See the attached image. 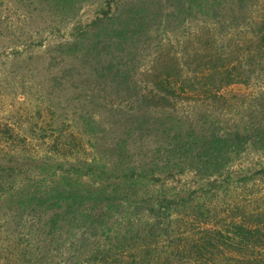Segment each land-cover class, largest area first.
Wrapping results in <instances>:
<instances>
[{
    "label": "rangeland",
    "instance_id": "374dc122",
    "mask_svg": "<svg viewBox=\"0 0 264 264\" xmlns=\"http://www.w3.org/2000/svg\"><path fill=\"white\" fill-rule=\"evenodd\" d=\"M104 1L0 0V264H93V234L101 233L65 216V206L56 217L8 201L13 191L48 184L54 162L64 161L107 164L106 187L142 223L147 187L126 178L130 168L147 177L141 183L190 196L195 213L187 207L170 227L165 221L169 236L146 249L154 264H257L264 176L250 177L264 166V0L236 19V8L222 7L219 23L176 14L166 24L165 10H156L148 31L122 37L102 24L93 31ZM165 77L188 79L185 92L162 99ZM63 172L68 183L78 180ZM228 216L257 226L260 246L235 250L224 237L216 249L214 239L196 247L199 229L221 228ZM118 218L108 227L117 229ZM142 240L128 237L117 259L130 262Z\"/></svg>",
    "mask_w": 264,
    "mask_h": 264
},
{
    "label": "trees",
    "instance_id": "16d2710c",
    "mask_svg": "<svg viewBox=\"0 0 264 264\" xmlns=\"http://www.w3.org/2000/svg\"><path fill=\"white\" fill-rule=\"evenodd\" d=\"M251 3L252 0H105L104 4L106 10H101L99 16L94 18L93 31L97 24H102L104 27L106 26L105 31H108L107 26H110L111 32L121 37L126 31L128 32V29L130 30L132 28L141 32H143V29L144 31H148L146 26L149 23L152 25L151 22L155 18L150 17V15L153 14L152 12L155 13L156 10L162 13L165 10L166 14L161 21L166 24L170 23V18L176 14L181 15L182 21L201 19L202 21L211 20L219 23L220 20H218V15H221L219 13L220 10L223 9L222 7L230 11L236 8L237 13L233 16L234 19H236L237 15L242 16L245 14V10L248 9ZM226 21L228 23V20ZM148 28L150 27L148 26ZM93 46L95 47V45ZM219 72L220 71L217 69H214L213 74ZM188 81L189 80L186 78H178L172 81L171 79L169 80L168 77H165L160 81L158 86L164 92L160 97L166 99L168 97L167 95H174L178 87L185 92L184 89ZM155 97L156 96H153V98ZM236 136L238 137V134H236ZM220 140L229 139L225 136L220 137ZM54 164L57 170L51 174L52 176L49 178L48 184L33 190L30 188H21L20 190L13 191L12 194L9 195V199L12 201H8L14 203L17 210H20L19 208H29L33 211L42 209L45 212L52 211L55 213L54 215L56 217L62 216L63 213L65 216L73 214L75 219L81 222L82 225L88 224L94 231L100 232V235L93 234V237L100 238V241L97 242L98 244L93 246V250H90V252L92 251L91 257L93 258L91 261L93 264H115L116 262L117 264H154L153 256L150 257V255H147L146 249H148L150 245L155 247L158 237L169 236L168 231L165 230V225L168 224L167 226L170 227L176 222L175 219L180 217V212H185L187 207L191 209V213H195L193 206L190 204L192 201L190 196L182 199L178 194H171L166 190L165 192L158 190V187H156L154 183H141V181H144L147 177L138 168L132 167L130 168L131 172L126 178L133 181V184H145L147 187L145 194L148 196L143 200L141 198L140 201L146 205L144 208L145 220L142 223L140 218L136 220L129 215L127 216L124 210L122 212L120 209L126 207L116 202V191L118 190L106 187L105 184L108 181L106 174L110 171L107 164H98L96 161H82L77 164H75V162L64 161L54 162ZM64 169H66V173L63 172ZM57 171H62L67 175L74 174L76 175L75 179L77 178L78 180L76 179L77 181H75L74 184L68 183V178L66 180L65 175L57 174ZM257 176H264V166L255 171L250 178ZM83 178L88 179L91 183L89 185L82 183L81 179ZM125 190L128 191L131 190V188ZM136 191L142 192L141 189H137ZM136 191H134L132 195H135ZM125 194H127V192H125ZM124 199L129 202L131 201V196ZM71 202L73 205H70ZM64 206L66 209L62 213L61 210ZM129 207H131L130 204H128L127 208ZM132 213L135 212L132 211ZM75 214H80L79 219L76 218ZM54 215L53 217L51 215L48 222L51 227L57 222V219H53L55 218ZM115 216L124 221L117 229L113 224H111V227H108L110 219ZM195 216L196 215H193V217ZM228 217L233 219H230L228 223L221 226V228L208 225L202 227L199 224L202 227L199 229V233H201L203 237L200 238L199 236V240L195 241L196 247L199 248L204 244L200 243V241L207 240L210 242V240L214 239L215 242L218 243L214 244L216 249L220 247L219 243L224 237H226L227 241H229V245L235 250H247L260 246V244L257 243L259 240L258 234L260 233V229L257 226L252 227L245 225L238 220H234L235 217ZM191 219L192 218H189L187 221H192ZM165 221H167L166 224ZM135 226L138 227V229L134 230ZM110 232L117 238L116 242L113 244L114 254L112 255L107 253L109 249L111 250L110 241L107 240ZM128 237L130 239L141 237L144 244L139 246L134 255H129L132 257L130 262L127 260L124 262V258L120 260L117 259V253L118 255H123L125 253L126 250L123 243ZM147 238L150 240L145 241ZM176 249L180 251L178 246ZM182 249L184 250V245ZM145 259H147V261H145ZM163 263L173 264L168 257L165 258ZM256 263L264 264V257L262 260H256Z\"/></svg>",
    "mask_w": 264,
    "mask_h": 264
}]
</instances>
